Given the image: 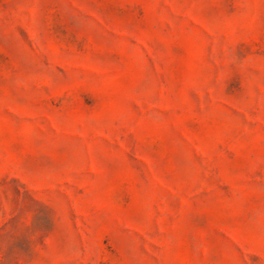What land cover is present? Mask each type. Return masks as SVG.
Wrapping results in <instances>:
<instances>
[{"label":"rangeland","instance_id":"obj_1","mask_svg":"<svg viewBox=\"0 0 264 264\" xmlns=\"http://www.w3.org/2000/svg\"><path fill=\"white\" fill-rule=\"evenodd\" d=\"M0 264H264V0H0Z\"/></svg>","mask_w":264,"mask_h":264}]
</instances>
